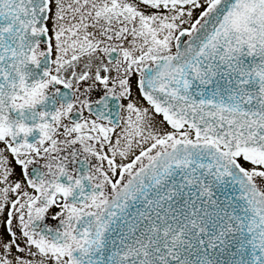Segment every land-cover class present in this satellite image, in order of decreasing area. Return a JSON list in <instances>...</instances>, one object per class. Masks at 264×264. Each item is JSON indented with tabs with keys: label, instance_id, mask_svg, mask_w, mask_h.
Returning <instances> with one entry per match:
<instances>
[{
	"label": "snow or ice",
	"instance_id": "snow-or-ice-1",
	"mask_svg": "<svg viewBox=\"0 0 264 264\" xmlns=\"http://www.w3.org/2000/svg\"><path fill=\"white\" fill-rule=\"evenodd\" d=\"M0 264H264V0H0Z\"/></svg>",
	"mask_w": 264,
	"mask_h": 264
}]
</instances>
